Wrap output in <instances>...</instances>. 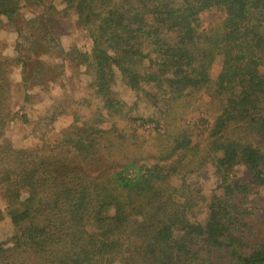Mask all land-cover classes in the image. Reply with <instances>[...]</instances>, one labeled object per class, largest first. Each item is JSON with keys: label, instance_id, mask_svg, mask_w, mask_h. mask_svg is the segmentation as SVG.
Segmentation results:
<instances>
[{"label": "trees", "instance_id": "1", "mask_svg": "<svg viewBox=\"0 0 264 264\" xmlns=\"http://www.w3.org/2000/svg\"><path fill=\"white\" fill-rule=\"evenodd\" d=\"M19 1L0 0V17L11 20ZM23 1L40 8L20 31L24 52L16 61L26 84L48 76L26 69L35 71L29 56L51 45L58 21L46 4L54 0ZM61 1L92 39V52H78L77 61L92 70L106 114L147 121L111 89L116 71L158 116L173 108L155 122L165 149L150 165H108L120 136L102 128V113L74 115L53 143L45 135L55 111L28 148L13 147L0 131V196L11 204L5 215L13 229L0 239V264H264V0ZM209 9L222 19L204 27L199 15ZM2 99L0 92V128L11 113H3ZM213 101V121L204 119L195 135L206 133L207 165L221 194L206 199L207 214L197 221L191 214L205 195L190 189L185 175L192 170L182 171L179 155L194 129L179 122L191 107ZM62 150L70 158L59 160ZM175 154L176 164L164 163ZM239 167L246 178L229 179L226 171Z\"/></svg>", "mask_w": 264, "mask_h": 264}, {"label": "rangeland", "instance_id": "2", "mask_svg": "<svg viewBox=\"0 0 264 264\" xmlns=\"http://www.w3.org/2000/svg\"><path fill=\"white\" fill-rule=\"evenodd\" d=\"M24 3L23 0L19 1V11L13 14L11 20H7L5 15L0 17V92L3 97L1 103L5 107L4 114L8 111L11 112L9 116L3 115L4 125L0 128V131L4 132L3 138L11 141L13 147L16 148H28L36 145L39 134H42V126L50 124L47 119H50L55 111H59L56 113V119L50 124L51 129L45 135L50 142L54 143L62 138L60 137L61 131L73 126L74 115L80 116L83 120L85 118L92 119L96 114L102 113L105 116V121L101 124L102 128H113L114 132L120 136V144L116 145V151H114L112 159L108 161V165L132 161L137 164L150 165L156 162L159 149H165V145H163L165 141L155 131V122L158 121L162 124L168 113L173 110V106L167 111V114L158 116L156 110L152 109L146 101L138 99L141 92L126 86L123 82V74L116 71L111 89L127 104L136 103L138 109L135 111L147 121H145V126H141L140 124L144 121L140 118L126 123L121 116L106 114L102 109L99 94H97L100 86L92 83V70H87L84 65L79 66L77 61L78 52H88L89 54L92 52V39L86 29L77 21L76 16L70 12L67 14L63 12L64 4L61 0H54L52 3L51 1L46 2L47 6H50L48 14H52V22L58 21L56 23L58 27L54 24L57 30H52L54 41L50 42L49 46L37 47L29 56L35 71H32L30 67L26 69L28 74L34 72L37 74L43 70L44 74L48 76L38 82H35L34 79L28 80L25 84L27 78L23 76L24 66L16 61L21 54L19 50L24 52L21 46L20 31L23 35L25 34V21L30 20L40 8L33 3ZM199 17L202 26L205 27L219 22L222 19V13L215 9H209L201 12ZM152 57L153 54H150L142 59L143 63L140 66L142 72L145 71L143 66H147L148 60ZM219 68V62L216 61L210 74L213 76ZM201 101L202 99L199 98V102ZM203 101L207 103L206 98ZM213 108L216 110L215 101L209 105L198 103L191 107V111L179 122V124L190 125V128L194 129L191 133L193 138L191 144L180 150L179 155H182L183 158H180L182 171L192 170L185 175L190 189L205 195V201H199L191 214V217L197 221L203 220L207 214L206 199L214 194H221L216 187V172L210 165H207L210 151H208L205 139L206 133L201 137L195 135L200 128H203V125H206L204 119L209 123L213 121L215 115ZM22 113L25 117L22 116ZM24 118L27 121H24ZM76 124L80 125L77 122ZM173 124L177 127L175 122ZM171 129L168 127L163 129V132ZM52 149L54 148L49 147V151ZM70 154L68 150L64 152L62 150L58 154V159H65V157L68 159ZM203 157L205 159H202ZM172 160H175L176 164L179 157L175 154L172 158L164 160V163L169 164ZM200 162L201 165H199ZM226 172L229 179H243L247 176L242 167ZM261 195L264 196V188L261 190ZM9 205L11 204L0 196V239L13 232L5 215L7 208H10ZM257 226L258 229L261 228V224H257ZM254 230L256 229L254 228ZM113 264H130V262L117 259Z\"/></svg>", "mask_w": 264, "mask_h": 264}]
</instances>
